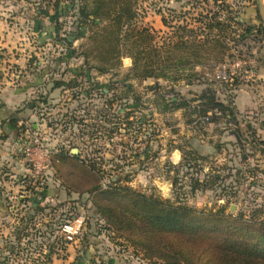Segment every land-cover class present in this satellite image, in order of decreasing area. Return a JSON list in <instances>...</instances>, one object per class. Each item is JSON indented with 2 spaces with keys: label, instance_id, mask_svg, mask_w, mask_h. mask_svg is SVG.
<instances>
[{
  "label": "rangeland",
  "instance_id": "rangeland-1",
  "mask_svg": "<svg viewBox=\"0 0 264 264\" xmlns=\"http://www.w3.org/2000/svg\"><path fill=\"white\" fill-rule=\"evenodd\" d=\"M6 1L0 22L17 30L12 42L28 48L31 66L10 70L0 56V73L26 78L34 89L24 104L38 103L36 115L21 116L38 125L36 135H26L16 151L32 171L27 153L35 138L53 152L51 164L57 155L67 159L33 174L29 210L0 185V264H230L229 253L264 257V179L255 178L264 175L258 0H127L129 27L116 20L84 25L81 0L64 4L58 19L48 0ZM26 12L41 20L17 19ZM250 22L261 31L249 34ZM23 27L45 34L36 39ZM149 64L163 77L145 79ZM35 80H45L42 89ZM54 81L64 85L54 89ZM206 90L233 108L231 117L213 111L210 123H197ZM172 101L186 105L177 109ZM52 178L61 181L62 195ZM161 206L193 211L181 229H167L152 218ZM258 208V225L247 222ZM78 221L80 235L68 242L63 226Z\"/></svg>",
  "mask_w": 264,
  "mask_h": 264
},
{
  "label": "crops",
  "instance_id": "crops-1",
  "mask_svg": "<svg viewBox=\"0 0 264 264\" xmlns=\"http://www.w3.org/2000/svg\"><path fill=\"white\" fill-rule=\"evenodd\" d=\"M5 2H7L6 0H0V15H4L5 14ZM14 8V7H13ZM2 13V14H1ZM51 13V12H50ZM50 13H44L46 15V17L50 16ZM31 13L26 12V13H21L18 14L17 16L19 18L17 19H21L24 21H28V23H31V21L35 20V22L37 20H41V17H38L37 14H32ZM38 18V19H37ZM15 19V18H14ZM31 19V21H30ZM35 22L33 21V23L35 24ZM22 30H24V33L28 34L29 36L35 37L36 39L39 38V36L44 33V29H31L28 28V30L23 27ZM17 30L11 29L9 28L7 21H1L0 22V56H5L4 59H2V67H8V69L13 67L16 68V70H25L30 68V63H28V59H26L28 57V55H26L28 48L26 46H23L22 43H20V41H15L12 42V35L13 33H15ZM45 34V33H44ZM43 34V35H44ZM19 38V35H18ZM18 40V39H17ZM11 65V66H10ZM7 69V70H8ZM0 70H5L1 68ZM1 71V72H2ZM21 73V71H20ZM0 75H2L0 73ZM12 76L15 77L14 73H10L8 70V73H4V75H2V77L0 78V97L3 101L2 105L0 103V115L2 114L3 110L2 107H4L5 109H7L9 111V115L6 117L0 116L1 121H0V137L3 139H0V185H2V187H7V192L8 196L10 198V200H18L19 204L21 205V208L25 207L26 210H29V208H27V205L29 204V201L32 199V192L30 189V184H31V180H33L34 177V173L31 170L30 166L26 163V160L23 156V154L18 155L17 150L21 149V144L23 143V138L26 137V134L24 133V128L21 129V125L18 123L19 120H23L21 122H25L29 125H32L33 129L36 130V128L38 127V125L33 122L31 123V120L27 117L26 119H24L23 115H27L33 117L34 111L30 110V108L26 107V104H24L25 102L28 103L30 102V98L32 93L30 91H32L34 88H30L29 84H26L28 81L26 78H24L23 76L20 77L19 75L16 76L15 78L18 80L17 83L20 82V85L14 86L15 82H11L12 80ZM30 79V78H28ZM31 80V79H30ZM35 85L39 84L40 89H42V86L45 82L42 80H35ZM42 82V83H41ZM41 83V85H40ZM21 84H26L27 85V90L26 88L24 89L25 92L23 94L21 90ZM38 90V89H37ZM57 91H53L51 92L52 97L54 95H56ZM29 94V95H28ZM29 99V100H28ZM28 100V102L26 101ZM22 104V106H20ZM29 105V104H28ZM20 108V109H19ZM20 111V112H18ZM17 112V113H16ZM37 114V113H36ZM34 114V115H36ZM21 117V118H20ZM20 118V119H19ZM210 131V130H208ZM194 132H196V130H194ZM205 135V134H203ZM212 137V136H211ZM217 136H213L212 138H216ZM196 143H198V141L196 139L192 140ZM204 143V141H202ZM202 143V144H203ZM24 144V143H23ZM199 144V143H198ZM177 154L179 156L178 161H181V151L179 149L176 150ZM51 168V169H50ZM50 171L54 170V165L51 164L50 166ZM4 171V172H3ZM18 176L17 178L12 176L11 178L14 179V181L18 182H14L13 184V180L11 178H5L6 176H8L12 173H14ZM4 174V176H3ZM53 177V175H52ZM17 179V180H15ZM53 181H55L54 183L61 188L59 191L55 192H60V194H63V187H62V183L59 180H54V178H52ZM11 191H13V193H11ZM1 192V191H0ZM1 195H5L4 192L0 193ZM28 199V202L27 200ZM3 203V202H1ZM2 205V204H0ZM5 207L3 208V212L5 213Z\"/></svg>",
  "mask_w": 264,
  "mask_h": 264
},
{
  "label": "trees",
  "instance_id": "trees-1",
  "mask_svg": "<svg viewBox=\"0 0 264 264\" xmlns=\"http://www.w3.org/2000/svg\"><path fill=\"white\" fill-rule=\"evenodd\" d=\"M113 1L114 2H119L120 5L115 6L113 5ZM81 0V6L79 8V13H80V18L83 20L82 23L84 25H88L89 22H91V19L93 20L92 22H95L97 20L99 21H104V20H109V21H115L118 25H120V27L124 26V27H129L131 26V21L133 20L134 15L131 12L130 6H128L127 0ZM48 5L51 6L55 12V17L56 19L60 18L61 13H60V9H62V6L64 4H69L71 3L73 5V7L76 5L75 0H48ZM47 13L49 11H46ZM258 19L261 21V24L263 25L262 20L260 19L259 15L257 14ZM236 23L240 24L239 21H237ZM216 24H220V23H216ZM250 25H248L247 28V32L249 34H252L254 32H259L261 31L257 26H255V24L253 23H249ZM126 25V26H125ZM212 26V25H211ZM221 27V24L220 26ZM219 29V28H216ZM213 30V29H212ZM61 30L57 29L56 30V35L61 36ZM222 33L217 34L216 36H220ZM140 37H144V38H150V35H147L145 32H142L139 34ZM59 42H64L65 45L70 46L71 47V43L69 41V39H63V38H59ZM212 42H218V38L216 37L215 39H212ZM74 52V51H73ZM141 55V53H140ZM134 58V64L135 66H138V61H137V57H133ZM145 69L143 71V77L145 79H150V78H156V79H160L163 77V75H159L157 74V72H155V67H153L152 64L149 65H144ZM157 70V69H156ZM90 80V78H89ZM64 85L63 82H59V81H54L53 82V88L54 89H59ZM208 91V90H206ZM203 92L201 98L199 99V101L197 102H202V107H205V111L202 112L203 114V119L199 122H197L198 124L201 123V121L205 122V123H210L211 120V115L210 113H212L213 111H217L219 114H223L225 113L226 116L229 118L232 116L233 114V108L231 109V106H227L226 103L220 101L217 98V93L216 91H208V92ZM44 101V100H43ZM204 102V103H203ZM44 103H46L44 101ZM173 105H175L177 107V109L183 108L186 105L185 103H177L172 101L171 102ZM38 105V103H37ZM36 102H32L28 105L27 108H30L31 110H34L35 108H37ZM23 120H19V124L20 122ZM196 123V121L194 122ZM21 128H24L23 126H21ZM236 139L238 140L239 143H241V137L240 135L236 132L234 133ZM261 146L263 147V150L261 152H263L264 154V143L261 144ZM58 157L60 156V160H57L56 158L54 159L53 165L55 168H59V164H64V161L67 159L63 154L61 155H57ZM68 158H72V159H77L78 156L75 155H69L67 156ZM184 162V161H183ZM183 162L181 164H183ZM61 182V181H60ZM127 192H131V190L127 189ZM146 204L151 203L150 201L146 200L145 201ZM156 204V203H154ZM152 205V204H149ZM156 205H162V204H156ZM156 213H154L152 215V218L155 220V222L157 224H160L161 226L167 228V229H181L182 225H183V221L185 219L186 216L190 215L192 213V209L186 208V207H165V206H161L156 207ZM259 211H261V208H258L257 210L253 211V213L251 214V218L249 221V223L251 224H256L258 225V223H255V218L256 215L259 213ZM243 220H245L244 215L240 216ZM246 221V220H245ZM261 224V223H259ZM240 232L242 231L240 228H235L234 232ZM244 231V230H243ZM237 237L236 242L239 244V236H235ZM243 239V238H242ZM241 239V240H242ZM228 251V250H226ZM232 252V251H231ZM227 258L230 262V264H264V257L259 256V255H236V253H229L227 255ZM176 264H181L180 262H177Z\"/></svg>",
  "mask_w": 264,
  "mask_h": 264
},
{
  "label": "built area",
  "instance_id": "built-area-1",
  "mask_svg": "<svg viewBox=\"0 0 264 264\" xmlns=\"http://www.w3.org/2000/svg\"><path fill=\"white\" fill-rule=\"evenodd\" d=\"M20 125L24 127V133L26 135H36V130L33 129L32 125L25 122H20ZM53 152L47 148L45 145L41 144L39 139L35 138L34 143H32V148L29 149L27 155L29 156V161L34 168V175H40L42 171L47 170L51 166V156ZM257 180L264 179L263 173H259L256 177ZM83 221H78L72 224H65L63 226L62 232L65 239L70 241H75L77 236L80 235L81 227Z\"/></svg>",
  "mask_w": 264,
  "mask_h": 264
},
{
  "label": "water",
  "instance_id": "water-1",
  "mask_svg": "<svg viewBox=\"0 0 264 264\" xmlns=\"http://www.w3.org/2000/svg\"><path fill=\"white\" fill-rule=\"evenodd\" d=\"M258 10H259V15L264 22V0H258ZM73 153L76 155L78 153L77 149L73 150Z\"/></svg>",
  "mask_w": 264,
  "mask_h": 264
}]
</instances>
